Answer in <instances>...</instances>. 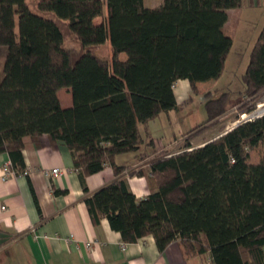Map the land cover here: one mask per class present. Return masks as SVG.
Segmentation results:
<instances>
[{"label": "trees", "instance_id": "1", "mask_svg": "<svg viewBox=\"0 0 264 264\" xmlns=\"http://www.w3.org/2000/svg\"><path fill=\"white\" fill-rule=\"evenodd\" d=\"M241 2L0 0V153L22 168L24 138L39 146L46 135L67 146L82 184L106 164L121 174L126 166L115 156L140 150L138 126L153 143L148 122L189 100L176 101L178 79L197 93V82L220 76L232 45L223 30L227 11ZM107 37L109 59L98 54ZM242 81L233 101L232 92H205V119L185 146L149 159L144 198L122 177L87 196L92 221L106 217L124 242L152 235L160 251L178 239L190 254L207 253L210 264H263L264 114L201 145L190 140L229 106L264 91V23ZM60 88L70 106L61 105Z\"/></svg>", "mask_w": 264, "mask_h": 264}, {"label": "crops", "instance_id": "2", "mask_svg": "<svg viewBox=\"0 0 264 264\" xmlns=\"http://www.w3.org/2000/svg\"><path fill=\"white\" fill-rule=\"evenodd\" d=\"M102 1L105 5L106 0ZM142 2L146 7H155L162 0ZM188 87L186 79L174 83L178 103L185 100ZM58 97L62 106L71 105L69 95L64 100ZM146 137L138 126V139L145 145ZM153 146L116 155L115 164L126 166L121 174L116 175L106 164L88 174L84 184L67 146L60 141L50 142L46 135L39 146L29 137L24 138L22 168L12 165L7 152L0 153V264H210L207 253L190 254L178 239L163 251L158 250L152 235L124 242L106 217L102 216L97 224L90 217L85 198L118 177L126 179L137 199L148 194L147 164L159 153L155 148L150 151ZM139 153L144 157L140 158ZM6 165L11 170L8 174L3 170ZM52 168L58 171L52 173ZM140 169L142 173L138 174Z\"/></svg>", "mask_w": 264, "mask_h": 264}, {"label": "rangeland", "instance_id": "3", "mask_svg": "<svg viewBox=\"0 0 264 264\" xmlns=\"http://www.w3.org/2000/svg\"><path fill=\"white\" fill-rule=\"evenodd\" d=\"M227 14L228 18L223 30L224 33L232 38V45L226 57L222 73L217 78L199 82L197 93H193L188 87L183 98H189V100L183 104L179 111L161 112L148 122L149 135L152 136L153 143L147 145H154L150 148V151L156 149L159 152L171 153L185 146L186 140L192 135L189 130L205 119L203 107V95L205 92L210 91L214 97L222 92H232V101L242 94L244 90L242 74L245 72L253 43L264 23V0H242L240 6L229 9ZM103 16H106L105 6ZM101 19V17H98L95 21L100 22ZM68 40V46L73 45L76 49L78 48L77 43L71 39ZM98 54L107 59L110 58L111 52L108 37L99 49ZM58 95L63 100L68 95L71 97L69 93L67 95L64 88L59 89ZM178 98L181 99L182 96H178ZM247 107H251V109L248 110ZM251 112L254 115L264 114V91L254 101L247 98L243 103L237 104V106H229L228 110L218 117V123L209 127L198 136L191 138V140L189 139L190 144L196 146L218 136L246 118ZM145 140H147V137ZM140 145L142 147L147 146L141 141Z\"/></svg>", "mask_w": 264, "mask_h": 264}, {"label": "built area", "instance_id": "4", "mask_svg": "<svg viewBox=\"0 0 264 264\" xmlns=\"http://www.w3.org/2000/svg\"><path fill=\"white\" fill-rule=\"evenodd\" d=\"M3 170H4V173H5V174H8V173L11 172V170H10V168H9L8 165L4 166ZM57 171H58V168H52V169H51V172H52V173H56ZM2 208H4V206H2Z\"/></svg>", "mask_w": 264, "mask_h": 264}, {"label": "water", "instance_id": "5", "mask_svg": "<svg viewBox=\"0 0 264 264\" xmlns=\"http://www.w3.org/2000/svg\"><path fill=\"white\" fill-rule=\"evenodd\" d=\"M253 112H251L246 118H244L243 120H241V121H239V122H237L236 124H234L233 125V127H235V126H237V125H239L241 122H243V121H246V120H249V119H251V118H253V117H255V116H259V115H261V114H259V115H254V114H252ZM232 127V128H233Z\"/></svg>", "mask_w": 264, "mask_h": 264}]
</instances>
